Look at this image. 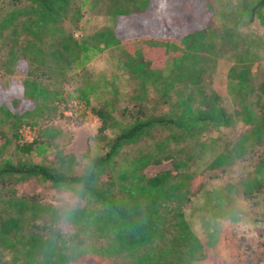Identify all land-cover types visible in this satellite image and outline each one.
Instances as JSON below:
<instances>
[{
	"label": "trees",
	"instance_id": "1",
	"mask_svg": "<svg viewBox=\"0 0 264 264\" xmlns=\"http://www.w3.org/2000/svg\"><path fill=\"white\" fill-rule=\"evenodd\" d=\"M99 1L0 0V69L24 70L22 77L0 83V261L8 255L1 264H202L204 243L185 219L183 207L191 196V164L204 142L197 151L182 146L174 152L167 147L168 138L154 141L146 151L130 149L158 128L175 129L171 138L179 144L201 135L208 125L240 122L247 128L207 168L244 160L254 147L262 146L253 177L241 182V192L245 198L263 192L264 79L252 88L244 78L245 67L234 75L229 68L236 95L256 92L253 101L231 113L212 89L202 85L214 54L207 23L200 20L203 11L211 15L208 0H101L113 25L89 32L78 21L83 8L92 9ZM243 11L264 25V0L244 5ZM66 21L77 35L64 29ZM137 32L146 37V49L128 41L130 33ZM116 46L122 47L124 66L141 91L145 94L150 87L159 103L170 102L168 110L155 113V107L146 106L145 112L138 102L135 114L122 118L116 116L114 97L92 105L95 88L85 66ZM68 73L77 78L69 92L63 87ZM172 91L176 95L170 98ZM143 95L136 97L141 101ZM70 98L96 117L92 140L103 150L87 157L80 171L75 170L74 156L59 150L53 165L42 161L62 134L50 123L57 104ZM127 111L123 107L120 114ZM24 126L35 128L36 134L20 142L18 133ZM6 131L15 140L12 155L4 152L11 141ZM163 159H170V169L145 175L146 166ZM28 179L71 192L81 204L60 208L33 195H16L14 184ZM60 221L74 231L63 234L56 227ZM237 246L240 256L252 249Z\"/></svg>",
	"mask_w": 264,
	"mask_h": 264
},
{
	"label": "rangeland",
	"instance_id": "2",
	"mask_svg": "<svg viewBox=\"0 0 264 264\" xmlns=\"http://www.w3.org/2000/svg\"><path fill=\"white\" fill-rule=\"evenodd\" d=\"M208 1L211 15L207 17L203 11L200 13V20L201 23H207V38L213 45L214 54L210 61V70L202 79V85L206 90L212 89L219 96L223 109L231 113L240 105L253 101L256 92L254 89L241 97L236 95L231 87L234 80H229L228 77L229 68L233 69L230 75H234L241 67H245L244 78L252 88L264 79V25H261L256 17L249 19L243 11L244 5L250 6L256 0ZM103 8L101 0L92 9L83 8L78 25H85L89 32L112 27L113 20L104 14ZM63 27L66 31L74 32V35L78 34L70 22H64ZM135 34L136 36L130 33L128 41L135 47L146 49V37L142 38L138 32ZM125 58L122 47L116 46L105 49L86 64V72L95 88V94L90 95L92 105H96L105 97H114L116 116L120 115L122 118L134 115L138 102L143 105L142 110L145 112L146 106L148 110L155 107V113L168 110L170 102L159 103L161 100H158L157 93L150 87L145 94L141 91L138 80L124 66ZM23 71L18 68L10 73H3L0 69V83L9 78L22 77ZM75 83L77 78L68 73L63 87L69 92ZM143 94L145 99L138 100L136 95ZM175 95L172 91L170 98ZM261 99L264 102V96ZM123 107L129 109L128 114H120ZM57 108L58 112L50 123L60 128L62 134L54 140L55 148L50 149L42 161L53 165L59 150L72 154L77 161L75 170L80 171L87 157L103 151L92 140L98 121L88 107L73 98L59 102ZM246 128L240 122L226 127L208 125L203 127L201 135L185 138L179 144L171 138L170 132L176 131L175 129L158 128L151 137L143 138L130 149L146 151V148L153 146L154 141L168 138L167 147L174 152L182 146L187 151H197L199 142H204L205 146L191 164V196L183 207L185 219L199 241L204 243L206 256L202 264H264V191L250 198L243 197L241 192V182L253 177L252 167L256 153L262 146L254 147L244 160H234L220 167L207 168L212 158L225 145L229 147ZM35 134V128L24 126L18 133V141L30 140ZM6 136L10 138L9 131H6ZM1 141L0 139V144ZM13 143L14 139L7 145L5 154H13ZM31 158L33 161H39L37 157ZM170 168V159H163L158 164H149L143 172L150 176ZM13 187L16 195H33L38 201L55 207L66 208L81 204L71 192L53 189L33 179L20 181ZM56 227L66 235L74 231L73 227L64 221L58 222ZM238 244H245L252 249H245V255L240 256ZM210 246H213L211 250ZM7 258L8 255H4L1 261Z\"/></svg>",
	"mask_w": 264,
	"mask_h": 264
}]
</instances>
